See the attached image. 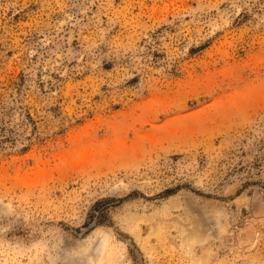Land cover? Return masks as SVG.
Listing matches in <instances>:
<instances>
[{
  "label": "rangeland",
  "instance_id": "1",
  "mask_svg": "<svg viewBox=\"0 0 264 264\" xmlns=\"http://www.w3.org/2000/svg\"><path fill=\"white\" fill-rule=\"evenodd\" d=\"M101 232L112 264H264V0H0V264Z\"/></svg>",
  "mask_w": 264,
  "mask_h": 264
},
{
  "label": "bare ground",
  "instance_id": "2",
  "mask_svg": "<svg viewBox=\"0 0 264 264\" xmlns=\"http://www.w3.org/2000/svg\"><path fill=\"white\" fill-rule=\"evenodd\" d=\"M231 100H232V98H231ZM174 206L175 205L172 203L169 206V210L173 209ZM156 218H157V216H156ZM140 219H141V217H138V216L137 217L134 216L131 218V220H133L135 222L139 221ZM152 219H155V218H152ZM125 224L128 225L127 222ZM128 229H130V228H128ZM185 238H186V244L187 245H188L187 242H189L193 239L197 240L198 242L201 241V239H200L201 237L198 236V233H196L194 231H190V230L187 232V236ZM108 239H110V238H108V235L106 234V232H101V233L97 234L95 240L92 241V243L88 245V249L85 250V251H87V253L83 255L85 257V260H87L86 264H112V262H113L112 260H114L111 258L112 252H113L112 248H114V247L110 245V241H108ZM82 260H84V259H82ZM82 260H80V261H82ZM83 264H85V263H83Z\"/></svg>",
  "mask_w": 264,
  "mask_h": 264
}]
</instances>
